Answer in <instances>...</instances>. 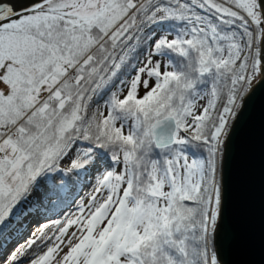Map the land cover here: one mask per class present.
<instances>
[{"label":"snow or ice","instance_id":"obj_1","mask_svg":"<svg viewBox=\"0 0 264 264\" xmlns=\"http://www.w3.org/2000/svg\"><path fill=\"white\" fill-rule=\"evenodd\" d=\"M0 264H264V0H0Z\"/></svg>","mask_w":264,"mask_h":264}]
</instances>
